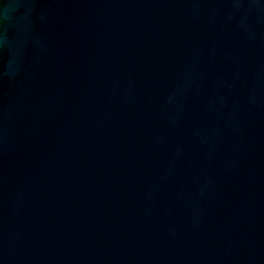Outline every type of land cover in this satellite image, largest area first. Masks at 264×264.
Segmentation results:
<instances>
[{
	"label": "water",
	"instance_id": "obj_1",
	"mask_svg": "<svg viewBox=\"0 0 264 264\" xmlns=\"http://www.w3.org/2000/svg\"><path fill=\"white\" fill-rule=\"evenodd\" d=\"M0 264H264V0H0Z\"/></svg>",
	"mask_w": 264,
	"mask_h": 264
}]
</instances>
